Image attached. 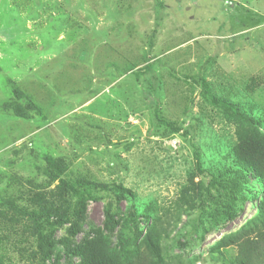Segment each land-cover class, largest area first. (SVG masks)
Segmentation results:
<instances>
[{"label": "rangeland", "instance_id": "obj_1", "mask_svg": "<svg viewBox=\"0 0 264 264\" xmlns=\"http://www.w3.org/2000/svg\"><path fill=\"white\" fill-rule=\"evenodd\" d=\"M200 76L218 95L261 104L264 0H0V211L4 200L23 205L55 186L43 175L45 155L67 157L73 175L122 184L137 209L174 205L193 149L208 166L234 137V125L203 98ZM157 116L178 131L168 133ZM118 206L126 212L128 201ZM254 211L247 202L202 242L168 251L224 264L208 248ZM102 220L103 201H89L83 229ZM7 237L5 264H26L12 249L18 233ZM235 253L227 249L225 264Z\"/></svg>", "mask_w": 264, "mask_h": 264}, {"label": "trees", "instance_id": "obj_2", "mask_svg": "<svg viewBox=\"0 0 264 264\" xmlns=\"http://www.w3.org/2000/svg\"><path fill=\"white\" fill-rule=\"evenodd\" d=\"M153 61L144 70H150ZM194 80L203 98L234 125V137L208 166L193 149L191 171L174 205L137 209L135 195L122 184L105 183L88 177L87 172L73 175L67 157L45 155L43 175L47 186L54 182L55 186L27 195L23 205L16 199L2 201L6 210L0 211V264L8 259L3 245L10 229L18 233L12 249L26 264H193L182 254H171L168 247L184 249L202 242L207 234L235 221L247 202L255 206L253 215L223 233L207 253L213 261L225 264L227 249L235 247L232 264H264V100L245 106L212 92L203 77ZM14 95L17 100L22 98L19 90ZM6 106L15 115L28 117L26 109ZM157 117L168 133L178 131L173 121ZM100 200L101 226L84 230L87 203ZM122 200L128 201L126 212L119 209ZM182 216L187 218L175 230ZM62 227L64 234L56 238Z\"/></svg>", "mask_w": 264, "mask_h": 264}]
</instances>
